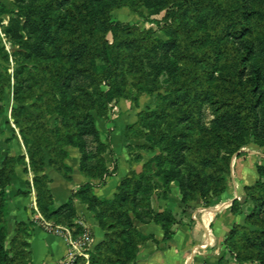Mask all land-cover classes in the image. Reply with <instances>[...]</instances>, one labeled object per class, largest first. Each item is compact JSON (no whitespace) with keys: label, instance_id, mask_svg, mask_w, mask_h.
<instances>
[{"label":"trees","instance_id":"obj_1","mask_svg":"<svg viewBox=\"0 0 264 264\" xmlns=\"http://www.w3.org/2000/svg\"><path fill=\"white\" fill-rule=\"evenodd\" d=\"M15 3L16 9L12 10L0 0V16L12 14L4 28L8 38L24 42L26 33L28 38L37 35L49 40L59 28L67 31L58 38L57 50L43 52L45 58L35 61L30 88L38 94L33 104L36 110L16 108L15 123L23 141L29 144V165L40 212L55 223H62L63 218L73 221L77 218L78 200L87 205L97 224L105 230L103 239L90 252L89 264H133L140 246L152 239L140 232L134 219L155 221L162 226L164 239L171 237V226L177 222L175 216L169 209L154 210L150 197L140 192H151L157 181L167 184L178 180L176 167L188 162V155L196 165L181 176L184 211L191 210L189 203L198 197L208 206L224 192L233 153L249 143L264 146V33L257 43L248 39L253 22L264 19V0H15ZM124 6L136 11L145 7L154 14L165 10L161 30L167 38L154 37L152 30L115 20L112 12ZM148 52H160L170 61L163 67L153 66L152 80L146 78L143 62ZM54 56L68 66L56 62ZM0 59H8L1 32ZM125 73L132 75V85L138 91L150 81L156 83V90H165V94H159L153 110L163 121L142 135L149 142H162L163 147L149 160V165L156 166L151 176L148 168L138 175L131 172L121 178L112 197H99L94 191L98 184L91 180L99 179L103 184L118 169L110 171L107 166L103 155L113 154L114 150L111 141H101L92 111L103 116L108 103L122 97L114 82ZM162 73L166 77L161 82ZM75 77L89 80L92 91L75 84ZM14 79V92L19 94L21 79L18 74ZM72 86L86 97H72L68 93ZM204 103L210 104L214 111L211 127L202 120ZM43 104L51 105L62 118L59 126L50 128L43 120L39 111ZM2 112L0 105V115ZM86 137L97 142L95 164L89 162L83 144L76 142L77 138ZM66 145L79 148V169L91 180L54 207L50 178L44 173L45 151L49 155L48 164L70 179L72 168L64 161ZM17 163L26 164L25 156H4L0 147V264H31L26 236L33 223L17 222L11 234L12 208L7 187ZM257 172L264 177V166L257 164ZM245 191L251 201L245 222L232 226L225 246L239 264H264V180L246 186ZM73 225L74 221L68 224Z\"/></svg>","mask_w":264,"mask_h":264},{"label":"rangeland","instance_id":"obj_2","mask_svg":"<svg viewBox=\"0 0 264 264\" xmlns=\"http://www.w3.org/2000/svg\"><path fill=\"white\" fill-rule=\"evenodd\" d=\"M1 1L7 8L12 10L16 9L15 0H1ZM164 15H165V10H162L159 13L154 14L145 7H141L139 11H136L129 6H124L112 12V16L115 20L137 25L141 29L152 30L154 37L166 39L167 38L166 35L161 30V26L164 23L163 20ZM11 17L12 14L10 13L3 14L0 16L1 18L0 32L2 35L3 44L8 52V59L6 60L0 59V90L2 91V93H0V95L2 96V100H0V105L3 107V112L0 115V147L2 149V153L4 156H12L10 155L12 152L17 153L15 148V144H16L15 139L17 138L19 142V147L23 151L25 150L27 152V157H28L29 144L24 142L22 139L20 127L15 123L14 110L20 106H24L30 111L35 112L36 108L33 107V104L36 103L38 99V94L34 91L33 88H30V85L32 84V81L30 79V74L31 72H34L36 70L35 61L38 59L45 58L43 52H50L52 49L57 50L56 47H57L58 38H60L63 34H66L67 31L65 28H61V29L59 28L57 34L51 37L49 40H44L43 38H39L37 35H31V37L28 38V35H26L25 33L23 37V40L25 41L19 42L18 40H13L11 38H8L4 33V28L8 25ZM253 27H254L253 32L248 35V39L253 40L255 43H257L258 39L261 38L264 33V19L253 22ZM54 58L56 62L58 63L60 62L63 63L65 66H68V63L62 60L59 56H54ZM143 62L145 65V71L147 72L146 78H148V80H152L153 78L152 71H154L153 66L158 65L163 67L165 63H169L170 61L168 56L160 54V52L159 53L148 52L147 57H145V55L143 56ZM16 74H18L19 78L21 79L20 82L21 87L19 94H16L14 92V83H15L14 77ZM163 74L164 73H162L161 75V82L166 77V75ZM131 76H132L131 74L128 75V73H125L124 76L119 75V77H117L114 84L120 88L122 97H120L118 100H113L110 103H108L107 107L104 109L105 115L100 116L95 110L92 111V113L95 117L96 126L100 130L101 141L107 142L109 140L111 141L112 147L117 149H123V154L124 157L127 159V161H130V163H133L137 167L135 169L131 167L126 175L130 174L131 172H135V174L138 175L141 174L145 168L146 169L148 168L149 170L148 172H150L149 175L151 176L155 172L156 166L154 163H150L151 165H149V160L161 152L163 143L149 142L142 135L144 132L150 130L153 125H159L163 121V118L159 117L157 113L153 112V110L156 108V105L159 101V94H165V90L163 88L156 90L155 89L156 83L150 81V83L141 86V90L138 91V89H136L132 85ZM74 82L75 84L78 85L80 84L81 86H83L88 90L92 91L93 89L89 80H83L81 79V77H77V78L75 77ZM102 88L106 89L107 85L103 84ZM68 93L72 97L75 96H81L83 98L86 97V96L84 97L83 92L78 88H76L75 86L69 88ZM202 110H203L202 120L204 124L208 127H211L212 121L215 117L212 107L210 106V104L204 103L202 104ZM39 111H41L42 113L41 117L43 118V120H45L46 124L50 128L59 126L61 124L62 118L58 115L56 111L53 110L51 105L43 104L42 107H39ZM31 136L32 135H30V137ZM76 142H80L83 144L85 153L88 154L89 156V162L95 164V162L98 161V158L95 156L97 154V142L91 139V137H86L82 139L77 138ZM70 148H75L78 150L79 161L81 158V152L79 148L73 145H66L64 147V149L67 152L64 161L66 165L71 167V165L69 164L70 154H71L69 150ZM250 151L262 152V155L259 157L262 163H257V164H261L264 166V146H260L256 143H249L248 145H245L238 152L232 154V162L230 165L231 172L230 174L226 175L227 188L229 186L230 175L232 174L234 165L237 164V160L239 159L249 160L250 158L248 155ZM45 152H46L45 163L48 164V160H49L48 151L46 150ZM24 156L26 158V155ZM103 157L110 171L114 170V168L118 169L119 159L116 157L115 151L113 154L106 153L103 155ZM28 162H29V157H28ZM257 164L254 161H252L251 164L256 169V171H257ZM195 165L196 164L188 155V162H186L185 164L179 167H176L179 173L178 180H173L167 184H163L157 181V179H155L158 182L157 187L155 189H152L151 192L147 194L143 193V191H141L140 194L150 197V203L154 210L155 208L152 205V199L154 197L157 198L166 197L173 191V189L179 192V195L182 199V187L180 185L181 176H185L186 172L192 169L193 167H195ZM71 172L72 170L70 171V173ZM94 180L96 181L94 183L98 184L97 186L102 184L100 183L99 179H94ZM258 180H264V177H261L257 172L256 181ZM118 185L116 187V191ZM227 188L224 190V192L227 190ZM197 199L201 200L200 197H198ZM217 199L218 197L208 206H211L214 202H216ZM245 200L248 202V205H250L251 201L247 198L246 191H245ZM191 210L187 209V211L184 212H190ZM246 210L247 207L245 211ZM43 217L45 220H47L52 224L64 226L71 229L75 235H79L83 233V231L86 229L90 231V229L86 225L77 221V218L73 220L75 222V225L68 226L70 222H73L72 219L63 218L61 220L62 223L59 224V223H55L52 220L47 219L44 215ZM33 223L37 224V221ZM176 223L172 224L171 231H173L174 225ZM225 240L223 242L226 251L225 253L229 255L231 261L234 264H239L233 259V257L226 249ZM94 247H93V241L91 240L90 246H87L86 249L88 253V257L87 259L81 257L82 260L80 258V264H86L87 262L89 264L90 252L94 249ZM83 259H85V261ZM221 260H224V257H222Z\"/></svg>","mask_w":264,"mask_h":264},{"label":"crops","instance_id":"obj_3","mask_svg":"<svg viewBox=\"0 0 264 264\" xmlns=\"http://www.w3.org/2000/svg\"><path fill=\"white\" fill-rule=\"evenodd\" d=\"M15 140L17 153L12 152L10 155H26V164H16L7 187L8 201L12 208V234L17 222H35L43 216L37 204L34 174L28 162L27 152L19 147L17 138ZM69 150V164L72 167L70 179H66L49 164L44 167V173L50 178L49 186L54 207L68 200L81 184L90 181L79 169L78 150ZM114 151L119 159L118 170L108 177L105 183L95 187L94 191L99 197H112L121 177L126 175L131 167L137 168L124 157L123 149L114 148ZM261 155L262 152L250 151L249 160H237L227 190L211 206L205 207L200 199H196L189 203L192 210L184 212L185 204L175 189L166 197H154L152 205L155 210L160 212L169 209L177 223L171 237L164 239V230L160 224L134 219L140 232L152 236V239L140 246L133 264H234L225 253L223 242L233 225L245 222L248 202L245 200L244 188L257 180V171L251 164L252 161L256 164L262 163L259 158ZM75 205L77 221L90 229L94 247L103 239L105 230L97 224L86 204L76 200ZM26 240L30 244L31 264H56L67 251L66 241L62 237L46 232L35 223L29 227ZM222 257L224 260H221Z\"/></svg>","mask_w":264,"mask_h":264},{"label":"built area","instance_id":"obj_4","mask_svg":"<svg viewBox=\"0 0 264 264\" xmlns=\"http://www.w3.org/2000/svg\"><path fill=\"white\" fill-rule=\"evenodd\" d=\"M37 224L46 232L62 237L67 244L66 254L56 264H80V258L87 259V246L91 244V234L88 229L83 233L75 235L71 229L52 224L40 216L36 219ZM88 264V262L86 263Z\"/></svg>","mask_w":264,"mask_h":264}]
</instances>
